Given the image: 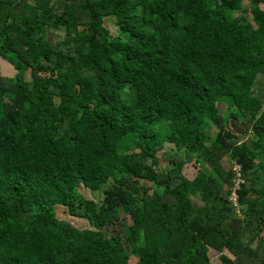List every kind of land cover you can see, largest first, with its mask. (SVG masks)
I'll use <instances>...</instances> for the list:
<instances>
[{
    "label": "trees",
    "instance_id": "obj_1",
    "mask_svg": "<svg viewBox=\"0 0 264 264\" xmlns=\"http://www.w3.org/2000/svg\"><path fill=\"white\" fill-rule=\"evenodd\" d=\"M262 4L0 0V264H264Z\"/></svg>",
    "mask_w": 264,
    "mask_h": 264
},
{
    "label": "rangeland",
    "instance_id": "obj_2",
    "mask_svg": "<svg viewBox=\"0 0 264 264\" xmlns=\"http://www.w3.org/2000/svg\"><path fill=\"white\" fill-rule=\"evenodd\" d=\"M243 5H244V8H247L250 5V3L248 1H245ZM261 8L264 9V4L261 5ZM56 36L63 37L64 33L63 32H57ZM16 73L17 72L14 69V67L10 63H8V61H6L2 57H0V74L2 75V77H11L12 78L16 75ZM262 73H263V70H262ZM26 80H31L30 73H28L26 75ZM254 89H255L256 95L264 96V74L259 76L258 80L256 81ZM222 104H220L221 105V111H222V113H224L227 106L225 104H223V105ZM169 147L174 148V145L167 143L165 145L164 151H161L159 153V156H160L161 162H162V166L160 169L162 171L170 169L169 168L170 167V161H169L170 158H169V160L165 159V151ZM179 155H181V158H186V154L183 152L179 153ZM228 158L229 157L226 155V156H224L223 161H222L224 168L227 170L232 169L235 166L233 164V162L232 161L230 162V160ZM200 170H201V166L193 159V160H190L185 165V167L183 169V174L185 175V177L187 179L193 180V179H195L197 173ZM234 170L237 171V167H235ZM146 184L148 185L149 188L152 189L151 183L146 182ZM80 191L83 192L85 195H87V197L89 199H97L98 201H100V199L102 198L101 196L94 195V193H92V191L87 189L85 186H81ZM195 203H196V200H195ZM197 203L199 204V202H197ZM200 205H201V203H200ZM56 212H57V215L60 219H62L64 221L71 222L72 224H74L75 226H77L80 229L89 228L88 221H85V220H82L79 218L71 217L69 215L68 211L64 207H57ZM125 222H127L128 224H131L132 223L131 217L127 216V219L125 220ZM262 236L264 237V232H263ZM208 257H209L212 264H223L220 260V253L213 248H209ZM136 261H137L136 259L132 258L130 260V264H136Z\"/></svg>",
    "mask_w": 264,
    "mask_h": 264
},
{
    "label": "built area",
    "instance_id": "obj_3",
    "mask_svg": "<svg viewBox=\"0 0 264 264\" xmlns=\"http://www.w3.org/2000/svg\"><path fill=\"white\" fill-rule=\"evenodd\" d=\"M237 187H238V182H237ZM237 187H235V188L237 189ZM236 199H237V197H236V195H235V193L233 191L232 194H231V198H230V200L233 203V205H236Z\"/></svg>",
    "mask_w": 264,
    "mask_h": 264
},
{
    "label": "clouds",
    "instance_id": "obj_4",
    "mask_svg": "<svg viewBox=\"0 0 264 264\" xmlns=\"http://www.w3.org/2000/svg\"><path fill=\"white\" fill-rule=\"evenodd\" d=\"M238 170H239V168L237 169V172H238ZM237 181H238V180H237ZM237 181H236V183H235V187H237ZM235 187L233 188V191H235V190H236V188H235ZM238 187H239V183H238ZM238 187H237V188H238ZM233 191H232V192H233ZM236 197H237V196H236ZM230 198H231V196H230ZM230 201H231V200H230ZM231 203H232V202H231ZM232 204H233V203H232ZM234 206H236V205H234Z\"/></svg>",
    "mask_w": 264,
    "mask_h": 264
}]
</instances>
